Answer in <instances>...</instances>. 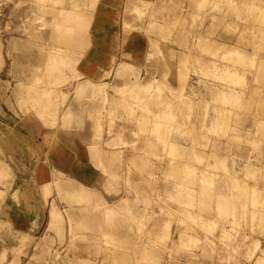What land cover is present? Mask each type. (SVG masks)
<instances>
[{
  "label": "rangeland",
  "instance_id": "374dc122",
  "mask_svg": "<svg viewBox=\"0 0 264 264\" xmlns=\"http://www.w3.org/2000/svg\"><path fill=\"white\" fill-rule=\"evenodd\" d=\"M99 1L0 0V264H264V0L142 4L164 74L106 63L88 81L91 44L58 32ZM72 135L104 174L95 191L56 176ZM15 211L35 228L18 233Z\"/></svg>",
  "mask_w": 264,
  "mask_h": 264
},
{
  "label": "crops",
  "instance_id": "0c3cea01",
  "mask_svg": "<svg viewBox=\"0 0 264 264\" xmlns=\"http://www.w3.org/2000/svg\"><path fill=\"white\" fill-rule=\"evenodd\" d=\"M37 1L46 2L48 0ZM159 3L160 0H100L94 15L95 18L89 23H86L83 19L80 21L81 17L67 12L69 14L68 18H65V22L69 21L70 24L63 27L58 32V36H64L61 33L68 35L66 42L72 49L79 51L85 50L91 44L84 56L79 59L78 68H76L78 74L88 78V81L99 79L105 73V69L109 70L106 73L111 74L112 68L110 66L106 67V63L123 66L124 69L121 72H124V75H132V72H138L137 74L143 76L151 74L161 76L164 74L162 63H159L157 58L152 55L155 53L153 51L154 43H152L154 36L148 37L146 34L150 33H148V30L146 31L144 24L139 25L138 20L132 15V13L141 9L140 6L142 4L153 7ZM151 7L150 9L148 8V11L152 9ZM128 9L131 10V17L126 19L124 13ZM90 26H92L91 36L89 33ZM126 26L127 28L130 26L132 30L126 33ZM58 42L62 43L63 40L58 38ZM151 56L153 57L151 58ZM149 68L151 74L148 72ZM32 135L34 136V134ZM46 136L50 138V133L46 134ZM56 138V146L50 152L55 161L56 176L61 175L68 178L87 191H95L102 187L104 174L92 161L89 147L82 143V139L75 135L70 136V140L67 141L63 138ZM58 186L61 191L68 192L70 198L74 201L77 191L76 186L68 183H60ZM19 202L21 201H18L17 205L21 206ZM14 214H16L14 220L10 219L13 212H10V216L2 213V217L10 220L13 224L12 227L18 233L20 231V233L25 234L22 228V221L26 219L32 221L28 223V226L32 227V229L37 225V217L35 215H20L17 211ZM88 222H84L81 225L87 226ZM112 225V231L116 232V223Z\"/></svg>",
  "mask_w": 264,
  "mask_h": 264
}]
</instances>
